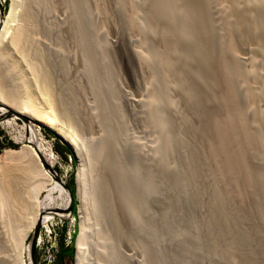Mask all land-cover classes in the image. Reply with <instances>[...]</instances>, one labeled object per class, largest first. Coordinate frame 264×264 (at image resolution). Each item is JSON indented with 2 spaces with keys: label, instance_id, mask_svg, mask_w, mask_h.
Returning <instances> with one entry per match:
<instances>
[{
  "label": "bare ground",
  "instance_id": "bare-ground-1",
  "mask_svg": "<svg viewBox=\"0 0 264 264\" xmlns=\"http://www.w3.org/2000/svg\"><path fill=\"white\" fill-rule=\"evenodd\" d=\"M91 1L96 19L94 40L97 37L107 38V29L110 26L116 32H122L128 46L125 53L128 52V59L133 66L131 67L137 71L142 70L140 76L146 82L151 79L152 66L140 46H144L148 37L154 42L164 43L161 46L158 44L163 52V58L157 63L159 76L165 80L166 69H170L179 82H185L181 68L171 57L177 46L174 37L177 30L173 26V8L170 0H150L151 11L146 17L147 25L140 18L142 13L139 8L142 0ZM110 1L115 2L112 4L121 14L120 21L118 20L121 25L112 14L114 11L110 9ZM191 3L196 7L193 14L195 21L208 28L207 32L205 29L201 33L203 42L216 45L214 47L219 80L214 83L210 81L214 78V73L208 60L202 56L206 49L204 43L198 45V49L194 47L191 53L183 48L185 50L182 58L187 60L190 55H194L200 66L195 71L196 80L205 84V100L201 108H196L200 104L198 105V100L193 96L194 91L186 90L184 85V89L178 91V97L176 95L165 103V110L173 120L183 123L178 133L180 136L177 145L181 152L180 160L184 166L185 180H189L191 196L188 211L185 210L182 214L180 206L175 209L169 232L172 235L178 234L185 226L190 236L202 235L205 246L210 249H204L205 254L210 257L208 264H261L263 259L259 260L258 254L261 253L264 258V243L258 248L252 240V235L258 233V228L248 215L233 206L237 204L230 202L226 193L239 202L249 194L252 205L264 224V112L255 116L252 122H248L240 102L241 94L244 99L249 100L250 110L255 105L261 106L264 103V0H193ZM173 5L175 4H172V7ZM35 8L36 0H10L9 10L4 18L0 10V58L8 54L9 50H12L13 54L11 61H1L4 64L0 68V106L5 114L0 118L5 119L4 123L12 124L16 119L14 114H17L24 116L29 124L35 122L49 127L63 138L81 159L77 172L81 215L77 264H90L87 249L93 222H90L89 218L91 213L89 215L84 208L94 213L93 216L99 213L107 218V221L111 219L113 226L103 227L104 231L115 233L123 246H128L131 253L142 258L145 253L142 241H137L131 235L130 229L125 230L119 225L112 206V202L116 200H127V183L131 180L130 173L124 167L119 136L108 129L110 135L106 141L109 155L107 177L94 167L96 164L93 150H90L92 138L89 124L86 118L80 115L76 100L67 96L71 82H66V63L63 56L39 42L40 36L35 37L36 33L44 34L42 22L36 18ZM65 9L66 13L71 15V4L66 2ZM188 11L189 8L180 11L183 18ZM209 13L213 14L212 18ZM156 21L157 24L154 25ZM184 23L179 33L185 40L188 37L187 31L183 29ZM70 28L74 31L75 27ZM74 33L72 34L75 36ZM235 44L240 48H247L250 56L243 57ZM226 57H229L232 65L235 61L239 64L236 67L233 65L232 68L230 62L225 61ZM20 62L25 64L28 71L26 77L21 74L22 71H18L19 66H22ZM247 64L251 66L248 67ZM233 72L235 79L232 78ZM200 75H203L206 81H203ZM180 102L189 108L191 116L197 119L196 123L191 122L189 113H182ZM211 105L221 112L219 118L210 109ZM204 120L208 122L210 130L202 126ZM101 129V133L106 132ZM254 129L256 133L253 132ZM26 130L32 142L36 140L38 143L24 144L19 150H7L4 158L10 159L11 164L0 170V201L6 208V215L3 214V217L1 211L4 207H0V264H33L31 245L25 242L29 233L34 231L40 222L46 224L56 214L73 216L71 192L63 181L57 179L53 169L54 154L50 147L44 144L40 130L30 129L27 124ZM169 137L168 133L164 136L166 172L172 163L174 148ZM222 158L226 160L222 161L224 163L220 160ZM220 184L224 186V192L220 189ZM232 184L236 186L232 187ZM228 185L232 187L230 191H227ZM165 188L167 189L166 186ZM168 189L170 196L167 205H174V202H179L180 197H176L171 188ZM42 191H46V194L41 200ZM257 193L262 195L261 200L257 198ZM248 210L252 211V206ZM93 220L95 221V217ZM158 221L160 227L166 224L161 215ZM152 241L150 247L153 246ZM219 242L222 247L231 248L235 255L243 254L245 260L232 259L227 262L218 257L222 249ZM179 244L182 253L187 255L191 250L190 242L182 240ZM247 250L254 252L256 256L251 252L247 253ZM160 262L164 264L163 256L160 257ZM100 263L103 264L101 261ZM181 264H186L185 256L181 258Z\"/></svg>",
  "mask_w": 264,
  "mask_h": 264
},
{
  "label": "rangeland",
  "instance_id": "rangeland-1",
  "mask_svg": "<svg viewBox=\"0 0 264 264\" xmlns=\"http://www.w3.org/2000/svg\"><path fill=\"white\" fill-rule=\"evenodd\" d=\"M142 1H139L142 2L139 8V12L142 13L140 14V18L142 19L141 21L147 25L148 21L146 17L151 11L149 5L151 2L150 0H145V2L144 0ZM180 1L182 2L181 4ZM184 1L170 0L171 8H173V26H175L177 30L175 33L176 35L174 34L177 42V51L175 50L171 57H173L172 59L176 65H179L178 67L181 68V73L183 75L182 79L185 81L181 83L170 69H166L167 74L165 73V80L159 76L157 69L158 62L163 58V52L159 48L164 43L154 42L148 37L144 46H140L148 62L152 66L150 70L151 79L146 82L140 76L142 70L137 71L136 68L135 70L132 68L131 61L128 59V52L125 53L128 46L121 31V33L116 32L114 28L110 26L107 29V38L97 37L96 40H94L93 31L96 19L91 8V0H36L35 14L36 18L42 22V31L44 34L36 33L35 37L40 36L38 39L39 42L55 50L56 53L59 52L65 60L66 82H71L70 91L68 93L66 90V95L68 93L67 96L76 100L80 115L86 118L85 120L87 124H89L90 136L92 138V147L90 150H93L94 163L96 164L94 167H97L96 169L98 171L103 172L104 175L108 177L109 155L106 141L110 135V133L107 132L109 129V131L112 130L119 136V148L124 158V167H126L131 176V180H128L127 183L129 188L127 200L123 199L122 202L116 200L114 203L112 202V206L116 212V220L119 225L121 224L125 230L130 229L131 235L137 241H142L145 253L142 258L136 256L135 253V255L131 253L128 246H123V244L118 241L115 233L104 231V228L107 226L109 228L113 226L111 219L107 221V218L99 213L93 216L94 213L92 214V212L84 208V211H87L89 215L91 213L89 218L90 222H93L87 249V255H89L88 261L90 264L95 261L97 262L94 264H99L100 261L103 264H134L136 262L144 264H161L160 257L162 256L164 258V264H181V258L184 256L186 264H208L210 261V257L204 252V249L208 251L210 249L205 246L202 235L190 236L185 226L178 234L172 235L169 232L175 209L180 206L182 214L185 213V210L188 211L190 207L189 198L191 196L189 180H185L184 166L180 160L181 152L177 145L180 136L178 133L180 132V128L182 129L183 123L173 120L170 114L165 110V103L168 99L176 97V95L178 97V91L184 89V85L186 90L188 89L191 92L194 91L193 96L198 100V105L200 104L196 106V108H201L205 100V84L203 85L196 80L197 73L195 71H197L200 66L194 55H190L187 60L182 58L183 50H185L183 48H186V50L191 53L194 47L198 49V45L204 43L206 49L202 52V56L208 60L207 62L214 73V78H211L210 81L212 80L211 82L214 83L219 80L215 44H210L207 41L203 42L201 37V33L204 32L205 29L207 32L208 28L201 24L199 25L195 21L193 14L196 7L191 3L193 0ZM66 2L71 4V15L66 13ZM110 2L109 5L112 7L110 9L114 11V13L112 12L113 16L117 21H120L121 14L115 10L117 7L115 8V5L113 6L112 4H115V2ZM172 4H175L173 5L174 7H172ZM181 6L182 8H180ZM9 7L10 0H0V10L3 18L8 12ZM186 8H189V11L183 18L180 11ZM209 16L212 18L213 14L209 13ZM119 21L118 23L121 25ZM182 23H184L183 29L187 31L188 39H185L186 41L179 33L182 29ZM156 24L157 21L154 25ZM70 27H75L74 31ZM146 29L148 28L146 27ZM73 32L76 33H74L75 36L72 34ZM57 35L59 39H57ZM48 36L51 38H48ZM167 36L168 35L165 37L167 38ZM158 44H160V46ZM156 45L157 47H155ZM235 47L237 50H240L239 52L243 57L250 56V52L247 48H240L239 45ZM110 49H113L112 52ZM9 52L0 58V68H2V64L12 60V50H9ZM127 60L128 62H126ZM1 61H4V63ZM225 61L230 62L232 68L233 65L236 67L239 64V62L235 61L232 65L229 57H226ZM126 63H128V65L130 64V66L126 65ZM21 64L22 66H19L18 71H22L21 74H24L26 77L28 76V71L26 70L25 64L20 62V65ZM247 66L250 67L251 65L247 64ZM20 68L22 69L20 70ZM59 74L62 75L60 71ZM200 76L204 78H201L203 81H206L203 75ZM234 76L235 73L233 72L232 78H234ZM57 78L62 79L60 76H57ZM240 102L242 109L246 112V120L248 122H252L255 116L261 114L262 111L264 112V103L261 106L255 105V107L250 110L249 100L244 99V95L241 94ZM1 104L0 102V105ZM180 106L182 108V113L186 115L189 113L188 116L191 122L196 123L197 119L191 116L189 108L185 107L181 102ZM207 106H209V104H207ZM210 109L216 113L218 118L220 117L221 112L214 105H211ZM4 114L5 111L0 106V117ZM14 115H16V119L12 124L4 123L3 121H5V119L0 118V170L11 164L10 159L4 158L7 150H19L24 144L38 143L36 140L32 142L30 137L27 136V124L30 129L34 128L40 130L45 140L44 144L49 146L54 154L53 169L57 179L63 181L67 189H70L72 183L75 188L74 197L76 198V202L73 216L56 214L54 218L46 224L39 223V228L36 233L35 263L77 264V242L80 235L81 221L79 208L80 199L78 197L77 184L78 170L74 171L72 157L67 151L69 144L49 127L41 126L35 122L29 124V122L20 119L17 114ZM202 126L206 130H210V126L206 120L202 122ZM100 128L106 130V132L102 131L101 133ZM255 131L256 129L253 130L254 133H256ZM166 133L170 135L169 139L173 142L174 147L171 158L172 163L168 172L165 170L166 157L163 151L164 136ZM9 142H13L16 146H10L8 144ZM220 160L221 162L223 160L224 162L226 161L223 158ZM227 163L228 161L225 164ZM222 167L224 166L222 165ZM229 183L231 182L229 181ZM235 186L236 184H232V187ZM223 187L224 186L220 184V189L224 192ZM232 187L229 186L227 191H230ZM168 188L172 189L176 197H180L179 202H181V204L179 202H174V205H167L170 196ZM45 194L46 191L40 193L41 200L44 198ZM256 196L261 200L262 195L260 193H257ZM226 197L230 202L237 204L233 205L236 209L242 210V212L251 218V221H253L254 225L258 228V233L252 235V240L258 245V248L259 245L262 246L261 244L264 243V224L261 222L255 206L252 205L251 196L246 194L241 202H239L238 199L232 198L231 195L227 193ZM0 203V207L2 206L5 208V205H3L1 201ZM164 205L166 206L164 207ZM250 206H252V211L248 210ZM4 208L2 211L0 210L1 213L3 212L2 215H6V208ZM5 215H3V217H5ZM160 215L166 221V224L162 227L159 226L160 224L158 221ZM94 217L95 221L93 220ZM125 224H127L128 227H126ZM33 233L34 231H31L27 236V240H25V242L27 241L26 244L30 243ZM185 235L188 236L186 237ZM182 240L190 242L191 250L187 255L183 254L181 251L179 243ZM151 241L153 242L152 247H150ZM61 243H63L66 248L62 257L60 256ZM219 245L222 247L220 242ZM68 248H70V251ZM91 249H93L92 252ZM97 249L100 250L95 251ZM104 251H106V253H102ZM250 252L251 251L247 250V253ZM251 253L256 256L254 252ZM213 254L214 253H212V255ZM219 256L227 262L232 259L240 261L245 260L243 254L235 255L231 248L222 247L219 251L218 257ZM258 256L259 260L263 259L262 262L264 263L262 254L260 253ZM262 262L261 264H263ZM211 264L216 263L212 262Z\"/></svg>",
  "mask_w": 264,
  "mask_h": 264
},
{
  "label": "water",
  "instance_id": "water-1",
  "mask_svg": "<svg viewBox=\"0 0 264 264\" xmlns=\"http://www.w3.org/2000/svg\"><path fill=\"white\" fill-rule=\"evenodd\" d=\"M20 119L24 120V121H27V119L24 117V116H19ZM70 190V189H69ZM71 192V190H70ZM71 200H72V204H71V209H72V212L74 211V208H75V202H76V198L74 197V194L71 192ZM38 228H39V224L36 226L35 230H34V233L31 237V240H30V245H31V254H32V263L33 264H36L35 263V260H34V256H35V243H36V233L38 231Z\"/></svg>",
  "mask_w": 264,
  "mask_h": 264
},
{
  "label": "trees",
  "instance_id": "trees-1",
  "mask_svg": "<svg viewBox=\"0 0 264 264\" xmlns=\"http://www.w3.org/2000/svg\"><path fill=\"white\" fill-rule=\"evenodd\" d=\"M0 135H1V131H0ZM8 144H9L10 146H13V147L16 146L13 142H9ZM0 150H1V148H0ZM67 151L69 152V154H70L71 157H72L73 166H74V171H75V157H74V154H73L72 149H71L70 147H67ZM72 182H73V181H72ZM70 189H71V192L75 195V188H74V186H73V183H72V185H70ZM68 249H69V251H70V248H68ZM65 251H66V248L64 247V244L61 243V250H60V256H61V257L63 256V254H64Z\"/></svg>",
  "mask_w": 264,
  "mask_h": 264
},
{
  "label": "built area",
  "instance_id": "built-area-1",
  "mask_svg": "<svg viewBox=\"0 0 264 264\" xmlns=\"http://www.w3.org/2000/svg\"><path fill=\"white\" fill-rule=\"evenodd\" d=\"M69 147L72 149V152H73L74 157H75V170H78V167L80 166L81 159L79 158V156H77L76 151L70 145H69Z\"/></svg>",
  "mask_w": 264,
  "mask_h": 264
}]
</instances>
